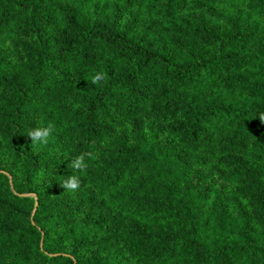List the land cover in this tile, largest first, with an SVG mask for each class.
Instances as JSON below:
<instances>
[{"label":"trees","instance_id":"1","mask_svg":"<svg viewBox=\"0 0 264 264\" xmlns=\"http://www.w3.org/2000/svg\"><path fill=\"white\" fill-rule=\"evenodd\" d=\"M262 113L264 0H0V264H264Z\"/></svg>","mask_w":264,"mask_h":264},{"label":"clouds","instance_id":"2","mask_svg":"<svg viewBox=\"0 0 264 264\" xmlns=\"http://www.w3.org/2000/svg\"><path fill=\"white\" fill-rule=\"evenodd\" d=\"M104 79V74L102 72L96 73L91 78L92 84H99ZM261 122H264V113L259 116ZM54 131V125L48 123L47 126L36 127L28 132V137L31 140L33 146H45L49 143V138L52 136ZM87 159L94 158V154L91 152L81 153L69 163V167L78 172H85L88 168L86 162ZM60 187L69 193H75L81 187V180L77 175H70L66 180L60 183Z\"/></svg>","mask_w":264,"mask_h":264}]
</instances>
